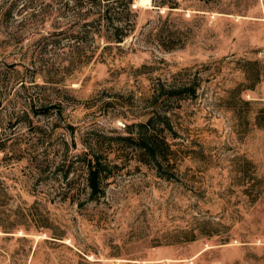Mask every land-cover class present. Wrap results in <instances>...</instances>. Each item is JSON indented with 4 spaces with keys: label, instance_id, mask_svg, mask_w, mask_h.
I'll return each instance as SVG.
<instances>
[{
    "label": "rangeland",
    "instance_id": "374dc122",
    "mask_svg": "<svg viewBox=\"0 0 264 264\" xmlns=\"http://www.w3.org/2000/svg\"><path fill=\"white\" fill-rule=\"evenodd\" d=\"M90 4L0 0V264H264V0Z\"/></svg>",
    "mask_w": 264,
    "mask_h": 264
},
{
    "label": "trees",
    "instance_id": "16d2710c",
    "mask_svg": "<svg viewBox=\"0 0 264 264\" xmlns=\"http://www.w3.org/2000/svg\"><path fill=\"white\" fill-rule=\"evenodd\" d=\"M130 1L128 0V5H122V1L120 0H97L96 2H93L89 0L90 6L97 5L98 10L96 14V19L99 24L103 23V25L106 26V30L104 36L108 39H112L114 42H121L123 40V37L127 36V33H122L123 30L120 27H114L112 30H109V26H113L114 20H120L118 17H115V15L122 13L125 8H128L130 5ZM124 6V7H123ZM108 29V30H107ZM99 34H102V31H97ZM77 38V37H75ZM78 39V38H77ZM82 42V39H78V41ZM191 92L194 94L195 89L192 88ZM31 109L33 110L34 115H48L51 112L57 113L59 116H61V108L60 104L57 101L54 102H48L44 103L41 102L38 97H35L31 101ZM166 117V116H164ZM147 122L150 123V119H147ZM141 123V127H148L149 123ZM146 124H148L146 126ZM129 134L131 131H127ZM125 139H130L131 135L125 136ZM141 140L144 141L145 148L148 150V152L152 155V157L156 158L157 154L155 151L154 146L152 143L147 139L145 136H141ZM64 152V151H63ZM66 153L64 152V157H66ZM76 157V156H75ZM80 157L81 165L83 172L85 174V180H86V186L89 190V195L91 198H95L100 193L103 192V189L101 187V182L105 178L106 170L108 169V166L106 163H102V158L97 155L95 151H93L90 147H87L86 150H83L77 158ZM76 160V158H75ZM72 161V162H71ZM157 159L155 160V162ZM73 163L74 159L70 158L67 168L63 170L62 178L67 179L70 172H73ZM56 168H59V165L57 164L55 166Z\"/></svg>",
    "mask_w": 264,
    "mask_h": 264
},
{
    "label": "bare ground",
    "instance_id": "6f19581e",
    "mask_svg": "<svg viewBox=\"0 0 264 264\" xmlns=\"http://www.w3.org/2000/svg\"><path fill=\"white\" fill-rule=\"evenodd\" d=\"M145 1V0H144Z\"/></svg>",
    "mask_w": 264,
    "mask_h": 264
}]
</instances>
